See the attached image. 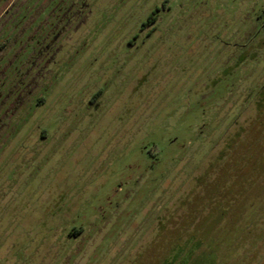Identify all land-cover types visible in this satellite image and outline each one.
I'll return each instance as SVG.
<instances>
[{"label": "rangeland", "instance_id": "rangeland-1", "mask_svg": "<svg viewBox=\"0 0 264 264\" xmlns=\"http://www.w3.org/2000/svg\"><path fill=\"white\" fill-rule=\"evenodd\" d=\"M162 1L98 0L43 104L16 122L0 264H264V95L195 141L205 111L233 107L217 98L233 87L214 82L219 49L261 48L238 82L264 81V0ZM102 75L112 83L90 102Z\"/></svg>", "mask_w": 264, "mask_h": 264}, {"label": "trees", "instance_id": "trees-1", "mask_svg": "<svg viewBox=\"0 0 264 264\" xmlns=\"http://www.w3.org/2000/svg\"><path fill=\"white\" fill-rule=\"evenodd\" d=\"M97 2L98 0H0V25L1 22L6 21V24L0 28V132L2 128L17 127L15 124L20 121V114L28 112L30 105L38 106L42 103L43 92L51 88V82L48 77L45 79L40 77L39 69L49 55H52L56 49L66 48L71 36L87 24L89 14ZM165 2L166 0L162 1L163 4ZM158 12L160 9L156 5L142 20V25L153 22L156 14L159 16ZM19 17L23 23L18 21ZM33 21H37V24H32ZM68 34L69 37L66 38ZM134 37H137V33ZM9 49L14 50V54H8ZM260 50L261 48L253 52L248 51V54L244 55L245 51L239 54L234 52L233 48L219 49L217 56L221 57V61L217 62L220 64L217 67L219 74L215 76L214 82L220 83L229 75L233 87L223 86L217 98L229 93L227 100L233 103V107L222 108L223 111L217 110L216 119H210L205 111L200 136L195 141L203 138L204 131L208 134L214 129L218 132L225 128L227 131L229 124H237L239 114L249 105L248 103L254 100L259 102V98L264 95V81L243 86L238 80L248 81L244 70L248 64L256 60L257 66L260 65L258 61V57L261 56ZM23 52H25L24 58L20 59L18 68L8 75V67L12 60L10 56L17 59ZM241 96L245 100L237 101ZM33 98H36L35 103H32ZM259 103L263 105L264 101L261 100ZM222 112L224 114L220 115ZM73 232L78 233L80 230Z\"/></svg>", "mask_w": 264, "mask_h": 264}, {"label": "flooded vegetation", "instance_id": "flooded-vegetation-1", "mask_svg": "<svg viewBox=\"0 0 264 264\" xmlns=\"http://www.w3.org/2000/svg\"><path fill=\"white\" fill-rule=\"evenodd\" d=\"M130 43H132L131 41H130ZM68 48H63V49H56L53 53H52V55H49L47 58H46V60H45V62H44V64L41 66V68L39 69V75H40V77H42V79H45L46 77H48L49 79H50V82H51V87H52V85L54 84L53 82H52V79L55 77V78H58L59 77V75H60V73H61V69H60V67H59V65H60V63H58L57 64V62H58V59H57V57L60 55V54H62V52H65L66 50H67ZM69 50H71L72 51V49L71 48H69ZM84 56V55H83ZM73 57H74V55L73 56H71L70 57V59H68V57L66 56V57H64V59L66 60V62L67 61H72L73 60ZM63 59V60H64ZM106 69H107V67H106ZM63 70V69H62ZM109 72H110V70H108ZM115 72H116V69H115ZM105 78V79H104ZM100 79H102L103 80V83H102V81H100V84H99V87H98V89L96 90V91H94V93H93V95H92V99L91 98H89V101L90 102H93L95 99H98V98H100V97H102V96H104L105 95V93H106V87H108V84H106L107 82H105L104 83V81H108L109 82V84H111L112 82H111V80H110V76L109 77H106V75L105 76H101L100 77ZM43 102H44V99H43V101H42V103L41 104H43ZM40 104V105H41ZM39 106V105H38ZM28 112H23L22 114H20L21 116L20 117H22L24 114H27ZM21 121V120H20ZM19 121V122H20ZM15 131H16V127H13V128H2L1 129V132H0V150H1V152H0V157H2V155L5 153V147L7 146V143H8V141H9V139H10V137L15 133ZM39 131V130H38ZM40 133V138L42 139V137L43 138H46L44 135H46L45 133H44V131L43 130H40L39 132H38V134ZM39 142H40V140H38ZM23 146H25L26 147V145L25 144H23ZM31 146V145H30ZM32 147V146H31Z\"/></svg>", "mask_w": 264, "mask_h": 264}]
</instances>
